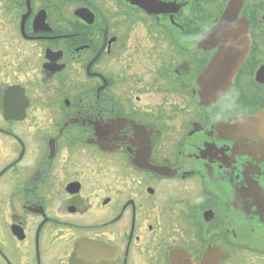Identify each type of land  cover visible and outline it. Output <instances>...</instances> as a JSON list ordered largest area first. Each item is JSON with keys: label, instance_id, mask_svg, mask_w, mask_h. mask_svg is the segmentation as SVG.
<instances>
[{"label": "flooded vegetation", "instance_id": "obj_1", "mask_svg": "<svg viewBox=\"0 0 264 264\" xmlns=\"http://www.w3.org/2000/svg\"><path fill=\"white\" fill-rule=\"evenodd\" d=\"M158 1L0 0V264H264V0Z\"/></svg>", "mask_w": 264, "mask_h": 264}, {"label": "water", "instance_id": "obj_2", "mask_svg": "<svg viewBox=\"0 0 264 264\" xmlns=\"http://www.w3.org/2000/svg\"><path fill=\"white\" fill-rule=\"evenodd\" d=\"M132 3H135L142 8H144L149 13H162V12H176L181 5H176L175 3H165L160 2L158 0H130ZM228 11L231 12L232 8L229 6L227 11L222 15L219 23L206 31L201 39L200 45L203 46V43L212 42V44H216V40H218L219 36L222 35V29L225 26V18L228 14ZM227 42H230V45L225 44L223 42L220 43V47L216 52L215 56L210 61L207 69L203 74L204 80H208L209 76L214 73V77L223 76L225 83L227 85L224 88H217L215 91L225 90L230 82H232L233 77L236 75L240 65L242 64L246 54L248 46H245V34L244 32H239L237 37H225ZM241 46V47H240ZM221 72V73H220ZM222 81V79H217ZM227 86V87H226ZM79 245H77L78 247ZM73 259H79V249L77 248L75 254L73 255ZM72 259V260H73Z\"/></svg>", "mask_w": 264, "mask_h": 264}]
</instances>
